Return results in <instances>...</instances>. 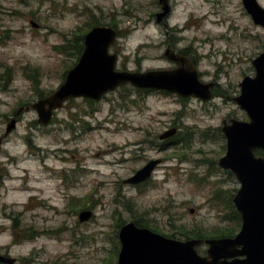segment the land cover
Segmentation results:
<instances>
[{"label":"rangeland","instance_id":"1","mask_svg":"<svg viewBox=\"0 0 264 264\" xmlns=\"http://www.w3.org/2000/svg\"><path fill=\"white\" fill-rule=\"evenodd\" d=\"M171 6L173 48L192 50L200 81L217 84L213 99L123 86L100 101L69 99L41 125L31 104L60 87L77 63L76 38L94 26L117 30L116 69L172 67L158 0H0V252L16 264H115L118 227L130 221L180 240L237 229L223 218L240 185L216 163L226 150L220 127L247 120L233 98L254 77L264 28L238 0ZM172 128L167 145L160 136ZM154 159L150 179L125 183ZM85 210L92 216L79 222Z\"/></svg>","mask_w":264,"mask_h":264},{"label":"water","instance_id":"2","mask_svg":"<svg viewBox=\"0 0 264 264\" xmlns=\"http://www.w3.org/2000/svg\"><path fill=\"white\" fill-rule=\"evenodd\" d=\"M169 1L158 0L161 11L156 14V22H162L168 14ZM243 2L254 22L264 27V8L256 0ZM32 26L35 27V24L32 23ZM117 35V30L110 26H95L84 35L83 51L77 63L67 72L64 82L54 93L31 105L37 113L39 124H49L53 112L69 99L100 101L107 93L126 85L166 91L182 98L194 96L202 101L212 98L213 84L202 83L188 60L175 55L171 49H167L163 55L178 65L175 69L143 72L116 69L117 56L110 53V47ZM252 65L254 77L246 76L241 80L240 94L234 98L248 120L223 123L221 131L226 141V153L218 160V165L230 171L240 185L233 197L242 218L240 232L234 239L179 241L146 228H138L130 222L119 231L121 250L116 264H227L219 260L233 252L234 256L246 258L230 264H264V253L259 256L258 251L264 248V50L252 60ZM15 123V120L10 122L7 133ZM174 133L175 130H169L160 139L169 138ZM255 150L262 151L263 155L256 156ZM157 163L149 162L125 183L135 185L145 182ZM91 216V211H82L78 221L85 222ZM203 244L209 246L208 257H200L197 253L196 248ZM238 246H241L240 250L232 251ZM16 263V259L0 253V264Z\"/></svg>","mask_w":264,"mask_h":264},{"label":"flooded vegetation","instance_id":"3","mask_svg":"<svg viewBox=\"0 0 264 264\" xmlns=\"http://www.w3.org/2000/svg\"><path fill=\"white\" fill-rule=\"evenodd\" d=\"M173 0H170L169 1V12H168V14L164 17V19H163V21L162 22H160V24L164 27V29H165V36H166V41H165V50H164V52H163V54L165 53V51L167 50V49H171L173 52H174V54L175 55H178V56H181V57H183V58H185V59H187L188 60V63L192 66V67H194L195 68V70L197 69V67H198V64H199V62H198V59H195L194 58V54H193V52H192V50H189V48H187V49H183L182 51H176L174 48H173V45H174V43H177L176 42V40H172L171 38H170V33L172 32V31H175L174 29H169L168 28V25H167V19L170 17V14H171V12H172V6H171V2H172ZM239 2H240V4L242 5V7H243V10H244V15L250 20V22H251V25L254 27V28H264V27H262L261 25H259V24H256L255 22H254V20H253V18L248 14V12L246 11V9H245V6H244V2H243V0H238ZM256 2L262 7V8H264V5L259 1V0H256ZM215 6H218L219 4L218 3H215L214 4ZM159 9H160V7H159ZM158 13V12H157ZM157 13H155L154 14V19H155V17H156V14ZM217 15V12H215V11H212L210 14H208V16H214V15ZM209 18L205 15L203 18H202V20H208ZM155 22H156V19H155ZM156 23H158V22H156ZM187 27H184L183 29L185 30ZM163 57H164V55H163ZM165 58V57H164ZM166 59V58H165ZM166 60H168V59H166ZM169 62H171V61H169ZM171 65H172V67L171 68H169V69H160V70H172V69H175V68H177L178 67V65H176L174 62H171ZM197 71V70H196ZM198 76H199V72H198ZM214 83H212V82H209V83H212L213 84V87L211 88L212 90L214 89V87L217 85L216 84V82L215 81H213ZM215 85V86H214ZM143 90H145V91H148V92H151V91H153V90H150V89H143ZM158 92H162V93H164V94H166V95H171V93H168V92H166V91H158ZM213 92H214V90L212 91V98L211 99H213V97H214V95H213ZM174 95H176V94H174ZM176 96H178V95H176ZM179 97V96H178ZM192 97H194V96H192ZM180 98H182V97H180ZM187 98V97H186ZM195 98V97H194ZM236 98V97H235ZM196 99H198V98H196ZM210 99V100H211ZM200 100V99H199ZM233 101H234V98H233ZM54 113V112H53ZM231 120H239V119H233V118H230V119H223L222 120V122H221V127H222V125H223V123L224 122H226L227 124H229L230 123V121ZM241 121H246V120H241ZM221 127H220V131H221ZM171 130H175V133L172 135V136H174L175 134H176V132H177V130H176V128H172ZM221 133H222V131H221ZM222 135H223V133H222ZM171 136V137H172ZM223 137H224V135H223ZM170 138V137H169ZM169 138H166V139H161V140H167V139H169ZM2 142V141H1ZM166 142V144L168 145V142H170V140H167V141H165ZM260 151H258V150H255L254 151V154L256 155V156H262L263 155V153L261 154V155H259L260 153H259ZM226 153V150H225V152H224V154ZM259 153V154H258ZM223 154V155H224ZM222 155V156H223ZM222 156H220L218 159H217V161H216V163H217V165H218V160L222 157ZM151 161H158V163L154 166V168H153V170H152V172H151V175L150 176H152V174H153V172H154V170L156 169V167L161 163L160 162V160L159 159H154V160H149L146 164H148L149 162H151ZM145 164V165H146ZM144 165V166H145ZM143 166V167H144ZM219 166V165H218ZM220 167V166H219ZM142 168V167H141ZM140 168V169H141ZM221 168V167H220ZM223 169V168H222ZM139 170V169H138ZM137 170V171H138ZM224 170V169H223ZM136 171V172H137ZM227 171V170H226ZM227 174L228 175H231L230 173H229V171L227 172ZM236 193V192H235ZM235 193L230 197V200L228 201V204L226 205V208H225V210H224V214H223V218H226V220H228V221H231L232 223H234L236 226H237V229L235 228V230L234 231H230V230H224V231H220V232H211L210 234H200V233H197L194 237H188L187 236V239H184V240H180V239H176V238H172V237H167V236H164V235H162V236H164V237H167V238H171V239H175V240H179V241H187V240H193V239H197V240H203V241H207V240H220V239H234L235 237H236V235L240 232V230H241V227H242V218H241V214H240V212H238L237 211V209H236V207H235V205H234V203H233V197H234V195H235ZM130 222H132V223H134L135 224V226L136 227H138V228H146V229H149L147 226H145L144 224H140L138 221H130ZM130 222H127V223H123V224H121V226L119 227V229H118V232H117V236H116V240H117V242H116V245L114 246V249H113V251H114V255H115V252L117 253L116 254V256H115V259H116V262H115V264L117 263V260H118V255H119V252H120V250H121V242H120V239H119V237H118V234H119V231H120V229L124 226V225H126V224H128V223H130ZM261 226V225H260ZM150 231H152L151 229H149ZM156 230H154L153 229V231L152 232H154V233H156L155 232ZM260 233H262L261 231H260ZM157 234H159V233H157ZM161 235V234H160ZM260 235V234H259ZM260 240V239H259ZM264 240V239H263ZM259 243V242H258ZM199 249H204V251H203V253H200L199 252ZM208 249H209V246L207 245V244H203V245H201V246H198L197 248H196V250H197V253H198V255L200 256V257H208V255H207V251H208ZM241 249V246H238V247H236L235 249H233L232 251H238V250H240ZM232 251L230 252V253H232ZM259 256H261L263 253H264V248H260L259 250ZM1 253V252H0ZM2 254V253H1ZM234 254V252L230 255V256H227V257H225V258H221L220 260H219V262H222V263H232V262H235V261H242V260H244L246 257L245 256H234L233 255ZM6 255V254H5ZM114 258V257H113ZM24 264V263H23Z\"/></svg>","mask_w":264,"mask_h":264},{"label":"trees","instance_id":"4","mask_svg":"<svg viewBox=\"0 0 264 264\" xmlns=\"http://www.w3.org/2000/svg\"><path fill=\"white\" fill-rule=\"evenodd\" d=\"M97 25V24H96ZM99 26V25H98ZM95 27V26H94ZM93 28V27H92ZM91 29V28H90ZM88 32V31H87ZM82 36H84V33L81 35V36H78V38H76L75 40L76 41H78V39H79V41L76 43V45H75V62H76V60H78V58L80 57V55H81V52H82V50H83V39H82ZM74 54V53H73ZM121 226V225H120ZM119 226V227H120ZM118 227V228H119ZM116 252H115V255H114V258H115V256H116Z\"/></svg>","mask_w":264,"mask_h":264}]
</instances>
